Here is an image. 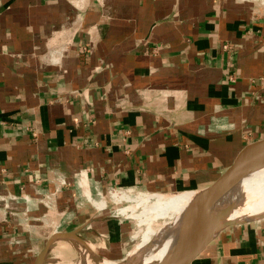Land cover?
I'll return each instance as SVG.
<instances>
[{
	"label": "crops",
	"instance_id": "1",
	"mask_svg": "<svg viewBox=\"0 0 264 264\" xmlns=\"http://www.w3.org/2000/svg\"><path fill=\"white\" fill-rule=\"evenodd\" d=\"M263 135L262 3L0 0V264L108 242L110 187L199 191ZM190 264H264V216Z\"/></svg>",
	"mask_w": 264,
	"mask_h": 264
},
{
	"label": "bare ground",
	"instance_id": "2",
	"mask_svg": "<svg viewBox=\"0 0 264 264\" xmlns=\"http://www.w3.org/2000/svg\"><path fill=\"white\" fill-rule=\"evenodd\" d=\"M252 175L253 176L251 177V179L246 183L244 181L247 176H245L238 184L233 186L219 200L217 209L214 212L215 221H233L240 223L258 219L264 216V166L252 172ZM197 193L198 191H186L176 194L172 193L169 195L160 193L152 195L146 194L144 197L141 196V200L139 202H144L151 197L156 198L153 204H150L148 208L144 209V211L142 212L143 214L148 216L150 215L149 213H153L156 210L159 211V213L160 211H162V213L165 214L171 211L172 214H175L174 220L170 221L168 224L166 223L167 226L164 224L165 226H161V228H159L155 232H152L155 235L154 238L151 237L150 230V233L145 235L144 240L137 243L131 250L127 252L125 257L121 260L112 259L107 256V254L102 258L98 256L91 257V252H89V256L84 255L83 258H81V260L77 261L76 263L75 260L74 262H71L72 260L61 261V259L51 264H142L152 260H160L161 258L168 256L175 237L177 236L181 217ZM114 198H117V200L122 198L130 199V196L125 192H118L114 194ZM97 205L100 207L102 206V203H97ZM128 208L133 212V206L131 207V209L130 207ZM127 210L128 209L126 207L117 212H120L122 214ZM129 214L128 216H130ZM131 215L134 216V214ZM138 215H141V213ZM147 239H149V241ZM88 246L90 248V251L94 250L92 245Z\"/></svg>",
	"mask_w": 264,
	"mask_h": 264
},
{
	"label": "water",
	"instance_id": "3",
	"mask_svg": "<svg viewBox=\"0 0 264 264\" xmlns=\"http://www.w3.org/2000/svg\"><path fill=\"white\" fill-rule=\"evenodd\" d=\"M264 166V135L245 144L219 176L199 190L184 211L177 236L168 256L142 264H190L206 245L223 228L233 221H215L214 212L219 200L248 174ZM76 238L86 241L74 231L53 233L39 252L34 264H45L53 242L58 239Z\"/></svg>",
	"mask_w": 264,
	"mask_h": 264
},
{
	"label": "rangeland",
	"instance_id": "4",
	"mask_svg": "<svg viewBox=\"0 0 264 264\" xmlns=\"http://www.w3.org/2000/svg\"><path fill=\"white\" fill-rule=\"evenodd\" d=\"M256 1L264 5V0H256ZM252 176H253L252 173H250L244 182L246 183L247 181H249ZM126 192L130 193L128 195L130 196V199L131 200L133 199V200L124 201L122 203L117 204V206L121 209H124L127 207L128 210H129L128 208L129 206H130V209L133 206L134 208L133 212L130 210L129 211L127 210L125 214L126 216L125 215L123 216L120 212H110V209L108 210V212H106L108 216L112 217V219L114 220L113 223L114 224L116 223L118 226L122 225L123 222L124 224L128 222L126 226V229H127L126 232L124 231L122 232V229L117 226L118 228L113 229L114 234L110 238L111 240H109L108 242L100 240V241H94L92 243L88 242L86 245H84L79 240H74L73 238H71L70 240L59 239L53 244L45 264H51L61 259H62L61 261H71L72 260L71 262H74L75 260V263H76L77 261H80L84 255L89 256L90 254L89 252H91L90 254L91 257L98 256L102 258L107 254V256H109L112 259L121 260L122 258L125 257L127 252L131 250L137 243L142 242L144 240L145 235L149 234L150 230H151L150 235L151 237L154 238L155 235L152 232H155L156 230L161 228V226L163 227L166 225V223L168 224L170 221L174 220L175 214H172L171 211L165 214V213H162V211H160L159 213V211L156 210L154 212L152 211L153 213H149L150 215L148 216L142 213L145 208H148L150 204H153V202L155 201V197H151L148 200H145L144 202H139L141 200L140 197L141 196L144 197L146 194L152 195L156 193H146L143 191H135V192L126 191ZM172 193H169V194H172ZM161 194L167 195L166 193H161ZM126 199L130 200L129 198H126ZM112 205L115 208V205L111 204V206ZM140 213L141 215H138ZM128 214L130 216H128ZM131 214H134V216H132ZM147 240L149 241V239ZM88 245H92L94 250L90 251V248ZM59 255H61L62 257Z\"/></svg>",
	"mask_w": 264,
	"mask_h": 264
},
{
	"label": "built area",
	"instance_id": "5",
	"mask_svg": "<svg viewBox=\"0 0 264 264\" xmlns=\"http://www.w3.org/2000/svg\"><path fill=\"white\" fill-rule=\"evenodd\" d=\"M126 191H130V188L128 189V188H123V187H121V186H113V187H110V189H108V193H109V195L111 196V197H113L114 198V194L115 193H118V192H125L126 193ZM102 194H103V192L102 191H99L98 192V195H99V198H101L102 197ZM156 194H158V193H156ZM114 199H117V198H114ZM120 200V199H119ZM115 201L113 204L115 205V208L114 207H111L110 208V212H117V211H119V210H121V208H119L118 206H117V204H119V202H121V200L120 201ZM102 201H103V198H101V199H99V200H97L96 201V199L95 200H93V202H94V204L97 206V203H102ZM105 207H106V205H105ZM129 211V210H128ZM126 212L127 211H125L124 213H122V215L124 216L125 214H126ZM127 218V217H126ZM122 222H123V220H122Z\"/></svg>",
	"mask_w": 264,
	"mask_h": 264
}]
</instances>
